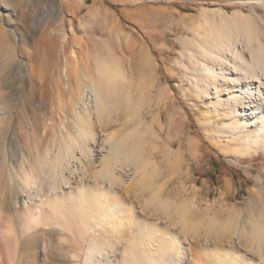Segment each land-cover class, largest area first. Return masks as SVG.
<instances>
[{"label":"bare ground","instance_id":"6f19581e","mask_svg":"<svg viewBox=\"0 0 264 264\" xmlns=\"http://www.w3.org/2000/svg\"><path fill=\"white\" fill-rule=\"evenodd\" d=\"M8 4L10 12L16 10ZM59 15L52 16L50 23ZM53 25L37 36L38 27L32 30L35 51L55 54L56 43L48 35L55 31ZM252 30L243 25L237 36L228 33L218 44H187L180 66L183 76L178 77L208 102L207 112L215 116L208 122H217L222 137L251 143L259 151L264 150V45ZM105 46L95 48L90 64L86 61L78 69L86 71L93 63L97 78L87 72L76 74L75 82L69 78L65 83L69 94L52 117L37 118L36 108L28 113L24 106L44 88L43 83L27 89L18 74L16 84L12 80L0 85V150L11 166L4 171L0 164V236L8 234L3 221L10 218L20 224V234L13 235L16 244L27 239L36 246L52 235L59 241L71 242L74 237L78 250L70 257L80 262L84 255L83 264H264V184L247 210L220 211L217 214L223 216L212 214L202 222L196 221L197 212H188L185 202L163 197L160 190L166 183H156L160 167L156 152L166 162L175 144L170 141L168 147L167 143L159 147L157 135L163 126L159 110L166 108L167 90L154 84V60L146 45L137 41L130 46V85L122 62ZM11 49L0 69L14 59ZM33 68L31 75L37 72ZM10 73L4 80L14 78ZM136 76L144 81L140 90L133 83ZM140 104L148 112L155 108L156 115L152 112L148 121ZM28 153L33 161L25 168ZM145 216L166 222L168 227L164 226L175 232L167 230L166 237L163 230H149L151 225L141 221ZM0 264H6L3 258Z\"/></svg>","mask_w":264,"mask_h":264},{"label":"rangeland","instance_id":"374dc122","mask_svg":"<svg viewBox=\"0 0 264 264\" xmlns=\"http://www.w3.org/2000/svg\"><path fill=\"white\" fill-rule=\"evenodd\" d=\"M8 3H13L16 10L10 12ZM66 3L68 6H65ZM56 13H60L58 21L50 23L49 20ZM51 24L55 27L52 33L54 35H48L54 38L57 51L55 54H48L43 49L35 51V36L42 30L48 31ZM241 25L251 27L254 35L264 45V0H0V62L7 50L12 48L15 52L14 59L0 69V85L11 83L12 80L16 84L19 76H23L27 89L40 87L43 83L44 88L37 91L33 101H29L32 103L24 106H27L25 109H30L25 110L28 113L36 108L35 117L46 119L55 115L59 110H55L56 108L62 107L69 94L66 81L71 78L75 82L81 64L86 61L90 64V55L97 48L106 47L105 45L110 47L122 62L126 71V85H130L129 82L133 80L127 75L130 46H136L137 41L146 45L154 60L152 77L157 78L154 84L159 83L167 90L168 97L165 101L166 108L159 110L160 123L163 124L157 130L159 147L163 143H167L168 147L170 141H175L173 149L169 147L172 154L166 162L162 160L161 153L156 152V160L160 166L156 183L165 182L161 187L165 192L160 190L162 196L185 202L188 212H197L196 221L202 222L206 221V216L209 218L212 214L216 218L217 215L223 216L217 214L220 211L247 210L249 201L256 200V192L264 184V150L255 151L251 143L229 142L222 137L217 130V122H208L209 117L215 118L207 112L208 102H204L189 88V83L178 77L181 75V62L187 56V44H218L228 33L237 36ZM36 27L38 31L34 36L31 32ZM92 64L86 71L82 67L80 76L87 72L91 78H97ZM31 66L37 69L36 72L33 68L35 71L32 75ZM9 73L14 78L4 80ZM133 83H136L138 89L144 87V81H139L138 77ZM139 108L148 121L157 113L155 108L148 112L147 106L142 107L141 104ZM140 109L137 110L140 112ZM70 120L67 123L70 122L71 130L75 131ZM112 129L115 131V127L108 131L114 132ZM60 135L57 133L58 138L62 139ZM58 138L56 139L60 141ZM1 152L0 150V166L8 171L11 167L8 156L4 154L6 159ZM32 159L33 154L28 153L26 162L24 161L25 168ZM95 170L92 168V171ZM94 182L102 184L101 181ZM47 183L48 179L44 180V184ZM141 221L147 227L150 224L148 229L155 233L163 230L166 237L167 230L175 232V228H167V223L164 222L166 227L156 217L145 216ZM3 225L8 234L0 236V258L6 264L11 263L12 259L13 264L78 262L70 257L71 252L78 250L77 242L72 243L74 237H70V242L61 239L59 241L52 235V240L50 238L44 243L40 240L36 246L27 239L16 244L13 235L20 234V224L13 219L4 218ZM178 230L177 228L176 233H180ZM83 262L84 255H81L78 264Z\"/></svg>","mask_w":264,"mask_h":264}]
</instances>
